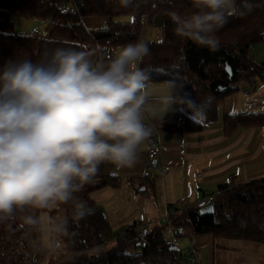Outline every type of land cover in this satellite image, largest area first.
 <instances>
[{
	"label": "clouds",
	"instance_id": "obj_1",
	"mask_svg": "<svg viewBox=\"0 0 264 264\" xmlns=\"http://www.w3.org/2000/svg\"><path fill=\"white\" fill-rule=\"evenodd\" d=\"M119 4L139 7L137 0ZM167 4L174 34L210 52L220 47L216 33L253 9L252 0H193V11L178 9L173 0ZM149 55L148 43L137 40L106 63L94 61L91 52L57 46L38 60L13 58L0 66V222L20 219L30 230H43L54 250L75 233L67 216L39 210L70 205L76 224L93 214L76 194L102 164L133 168L153 135L145 123L150 74L138 66ZM158 103L185 113L193 102L173 92Z\"/></svg>",
	"mask_w": 264,
	"mask_h": 264
},
{
	"label": "trees",
	"instance_id": "obj_2",
	"mask_svg": "<svg viewBox=\"0 0 264 264\" xmlns=\"http://www.w3.org/2000/svg\"><path fill=\"white\" fill-rule=\"evenodd\" d=\"M73 1V10H61L56 0H0V66L13 58L38 60L46 49L57 46L91 52L94 61L106 63L114 58L118 48L141 40L144 17H159L164 39L147 42L150 55L138 66L150 74L149 83L167 86L170 93L187 94L193 102L179 123L161 125L164 130L180 134L200 132L218 122L220 108L227 99L253 78L264 80V64L260 66L250 58L252 48L264 43V0H252L249 14L231 18L216 33L220 47L215 52L174 34V25L166 15L167 0H137L139 7L135 9L121 7L119 0ZM173 2L182 11L194 10L193 0ZM11 16L42 21L52 18L59 20V24L46 23L44 32L16 33ZM222 123L223 133L230 136L241 128L264 127V114H225ZM119 184L120 177L109 173L107 164H102L94 181L76 194L88 203L93 214L73 223V209L67 205L70 232L75 233L68 236L74 264H181L179 251H171L167 245L168 224L151 228L148 246L141 257L133 254L136 237L132 230L142 223L126 227L131 234L107 249H100L98 255L85 253L99 248L109 231L106 214L93 196L104 189L118 188ZM229 186L230 183L219 186L218 193L227 191L212 203V215H202L195 206L177 208L170 225L181 231V237L211 234L214 243L245 240L264 244V178L236 189ZM25 231L20 219L0 222V238H23Z\"/></svg>",
	"mask_w": 264,
	"mask_h": 264
},
{
	"label": "crops",
	"instance_id": "obj_3",
	"mask_svg": "<svg viewBox=\"0 0 264 264\" xmlns=\"http://www.w3.org/2000/svg\"><path fill=\"white\" fill-rule=\"evenodd\" d=\"M154 23L149 22L150 34L153 35L156 42H161L164 39V28L162 24L158 26ZM242 89L250 90L252 96L249 97L248 101L242 93ZM149 91L152 107L146 112L145 123L153 129V135L142 146L139 160L133 168L117 169L106 163L108 172L110 169H114V175L120 177L119 187L104 189L102 190L104 193L100 191L102 194L98 192L93 196L97 199V201L95 200L97 204H101L103 210L107 211L106 214L110 216L111 230L109 229V231L112 232L108 235L119 233L122 228L130 227L134 223H142L136 220L139 214L137 210L133 214L123 212L118 217L113 215L112 211L116 210L117 206L121 207L125 202L140 203L143 211L148 212L146 205L139 201L142 198L135 195L133 185L136 179L149 176V171L152 168L146 152L151 143L162 142L166 146L167 150L163 155V160L170 166L168 175H171L172 170L176 169V172L179 171L181 175H184V181L190 172L201 180L214 177L217 181L234 180L236 184L264 178V159L262 160L264 154V129L262 128L264 127L241 128L230 136L223 133L222 125L218 122L208 126L203 131L194 133L180 134L164 130L161 127L162 124L179 123L183 112L179 110L165 111L163 106L158 103L159 97L170 93L168 87L165 89L162 84L149 83ZM230 102L239 109H245L243 112L245 114H264V80L261 84L249 81L232 97ZM164 128H168V126ZM155 170H159L163 177L167 176V173L161 169ZM163 202L166 213L172 211L173 208L182 207L177 204L180 203L178 196L172 197L171 191L167 192ZM160 222H162L160 219H154L147 221V224L153 227L159 225ZM211 240L213 256L215 243L212 235ZM195 247L200 250L199 261H201L202 248L196 245Z\"/></svg>",
	"mask_w": 264,
	"mask_h": 264
},
{
	"label": "rangeland",
	"instance_id": "obj_4",
	"mask_svg": "<svg viewBox=\"0 0 264 264\" xmlns=\"http://www.w3.org/2000/svg\"><path fill=\"white\" fill-rule=\"evenodd\" d=\"M56 4L61 10H73L75 7L73 0H56ZM11 20L14 22L16 33L33 31L44 32L46 28V23L42 20L22 18L18 16H11ZM160 20L161 19L159 17H154L153 22H155V25L160 26ZM142 22L143 29L141 40H144L148 43L156 42L153 35L150 34V19L148 17H144ZM120 49L121 48H118L116 53H118ZM250 58L253 59L255 63H258V65L264 63V43L258 44L252 48L250 52ZM260 81L262 82L260 77H255L250 82L261 84ZM162 87L167 89L166 86L162 85ZM245 90L248 91L250 96L252 95L249 89H242V93L248 101L249 99H247V96L244 93ZM231 99L232 97L227 99V101L220 108L218 123L221 125H223L222 120L224 115L227 113L245 114L243 113L245 112V109H239L233 106V104L230 102ZM263 159L264 154L262 156V160ZM109 173L114 174V169H110ZM224 183H230L228 188L231 189H236V187L239 188L245 184H236L234 180L231 181L230 179L217 181L214 177L203 178V180H201L196 177V175H193L192 172H190V175H188L187 179L184 181V175H181V172L179 171L176 172V169L172 170L171 175H168L167 173V176L163 177V175L159 173V170L152 168L149 171V176L136 179L133 185V191L135 195L142 198V200L139 201H142L146 205L148 212L145 213L143 208H141V204L138 202V204L125 202L121 207L117 206L116 210L112 212L113 215L118 217L123 212H125V214L126 212L133 214L134 211L137 210L139 211V214L137 215L136 220H139V222L141 221L143 224H147V221L160 219V221H162L159 224L160 226H165L168 224L169 227L166 232V238L168 240H174V235L171 230L175 228H173L169 222L171 216L178 211L173 208L172 211H167L166 213V208L163 201L165 200L167 192L171 191L172 197L178 196L180 203L177 204L178 206H182L180 210H186L191 207H188V205L195 206L193 204H196L201 199H203L205 194H209L206 196L217 197L219 194L225 193L227 190H222L220 193H217L219 186L222 184L224 185ZM102 192L100 193L102 194ZM95 200L97 201V199ZM66 207L67 205H57L53 209L39 211L46 216L64 217L66 216ZM98 208L103 210L101 204L98 205ZM106 217L109 222V229L111 230L110 216L106 214ZM25 230L26 231L23 238H0V264H74V256L72 252L68 250V237L63 238L61 246L53 250L47 247L49 238L44 234L43 230L36 232L35 230H30L27 226H25ZM125 230L127 229L122 228V231L119 233H122ZM111 232L112 231H108L107 234H110ZM193 243L198 247L200 246L203 251V255L200 258L201 261H199L197 264H264V244L252 241H216L214 244V254L212 256V240L210 234L191 235L183 238L180 237L179 244L181 250L179 251V255L182 260L185 258L182 256V253L192 249ZM99 251L100 250H96V247H94L85 253H89V255H98ZM181 264H187V262L183 261Z\"/></svg>",
	"mask_w": 264,
	"mask_h": 264
},
{
	"label": "built area",
	"instance_id": "obj_5",
	"mask_svg": "<svg viewBox=\"0 0 264 264\" xmlns=\"http://www.w3.org/2000/svg\"><path fill=\"white\" fill-rule=\"evenodd\" d=\"M148 18L150 19V21L152 22L154 21V17H148ZM44 22L47 24H54V25L59 24V20H53L52 18H49ZM244 93L247 96V99H249L250 94L248 93V91L245 90ZM166 150L167 148L162 142H154L148 146L146 152L147 157L151 161V167L153 169H162L164 173H167L170 170V166L163 161V155L165 154ZM215 199H216L215 196H206L203 199H201L199 202H197L195 204V207H197L198 209H203L209 205H212ZM151 228L152 227L150 224H139L132 230L136 237V244L133 249V254L135 257H141L145 249L147 248L148 239L149 236L151 235ZM171 231L173 232L174 240H168L167 245L177 246L179 247V251H180L181 247L179 244V239L181 237V231L178 229H172ZM130 234H131L130 231L125 230L122 233H115L112 235H108L105 241L103 242V244L99 248H96V250L107 248L108 246L116 243L122 237H126ZM192 245H193L192 249H189L188 251H184L182 253V256L185 258L182 260L180 257L181 262L186 261L187 264H196L197 262H199L200 250L195 247L194 243Z\"/></svg>",
	"mask_w": 264,
	"mask_h": 264
},
{
	"label": "water",
	"instance_id": "obj_6",
	"mask_svg": "<svg viewBox=\"0 0 264 264\" xmlns=\"http://www.w3.org/2000/svg\"><path fill=\"white\" fill-rule=\"evenodd\" d=\"M215 209H214V206L213 205H209L203 209L200 210V213L202 215H212L214 213ZM170 250L171 251H179V247L177 246H171L170 247Z\"/></svg>",
	"mask_w": 264,
	"mask_h": 264
}]
</instances>
